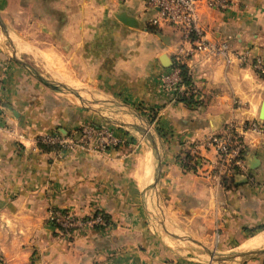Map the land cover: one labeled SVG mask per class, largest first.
Masks as SVG:
<instances>
[{"label":"crops","instance_id":"obj_1","mask_svg":"<svg viewBox=\"0 0 264 264\" xmlns=\"http://www.w3.org/2000/svg\"><path fill=\"white\" fill-rule=\"evenodd\" d=\"M145 2L0 0L4 264H264V240L246 246L264 233V137L244 128L264 127V73L256 69L264 65V0H236L224 12L200 3L207 38L229 51L183 59L196 90L191 105L161 80L190 44L172 25L152 31ZM41 79L97 99L98 108ZM100 99L142 110L156 154L148 138L132 133L135 114L132 124H115ZM87 123L110 128L119 142L104 150L46 143L76 137ZM228 125L240 133L243 164L219 171L212 149L191 148ZM193 156L198 167L182 163ZM50 209L107 221L62 237Z\"/></svg>","mask_w":264,"mask_h":264},{"label":"built area","instance_id":"obj_2","mask_svg":"<svg viewBox=\"0 0 264 264\" xmlns=\"http://www.w3.org/2000/svg\"><path fill=\"white\" fill-rule=\"evenodd\" d=\"M146 7L152 11L148 24L152 26H161L169 24L178 28L187 42L190 44L188 50H182L181 56L176 60L174 66L167 74L163 75L161 80L164 88L169 91L174 98H181L185 101L193 99L196 93L194 87L186 86L181 76L180 65L184 64L185 58L205 54L207 56H227L229 47L225 41H214L207 38L205 30L200 26L198 8L202 1L205 4L219 12H224L231 8L236 0H145ZM261 73H264V65H256ZM3 83L0 76V127L4 117V106L2 100ZM246 129H252L264 137V127L256 124L244 126ZM48 144L59 146L60 149H83L90 143L94 144L97 150H104L106 147L114 146L119 140L114 136L113 131L106 126H95L85 124L77 135L65 139L58 136L48 137ZM201 146V147H200ZM200 148H210L216 154L215 168L219 171L228 170L230 167H241L243 164L244 145L240 133L234 125L225 127L221 134L212 135L195 145ZM182 163L187 165L199 166V160L196 156L193 159L183 160ZM48 221L60 234L68 236L72 232L86 227H95L105 225V220L100 213H93L87 218L79 219L73 214L50 209L48 212Z\"/></svg>","mask_w":264,"mask_h":264},{"label":"water","instance_id":"obj_3","mask_svg":"<svg viewBox=\"0 0 264 264\" xmlns=\"http://www.w3.org/2000/svg\"><path fill=\"white\" fill-rule=\"evenodd\" d=\"M16 62H18L20 65H22L26 70L27 72H29L30 74H33L36 76V73L34 72V70L28 66L25 62L21 61V60H16ZM38 77V76H37ZM41 81L46 85L48 86L50 89L58 92L59 94H62L63 96H67V98H69L70 100H72L73 102H77L78 104H80L82 107H85V108H89L91 110H94L96 111V109L98 107L95 106V104L93 105L92 104V101L93 102H98L97 100H86V99H79L75 96H72L70 93H68L66 90H63L57 86H54L53 84L51 83H48L44 80L41 79ZM100 104L104 105L105 108H116L118 109L120 112H125L127 113L128 115H134L137 116L140 120L144 121L143 117L139 114H137L135 111H132L129 107H127L126 105L122 104V103H108L106 101H99ZM5 111V108L3 110V112ZM145 122V121H144ZM147 123V122H146ZM149 126V125H147ZM131 127L133 129H136L138 130L139 132L145 134V137L148 138L150 140V144H151V148L153 150V154H156V151H155V144H154V139H153V136L151 134L150 131H145V129H139L136 125L132 124Z\"/></svg>","mask_w":264,"mask_h":264},{"label":"rangeland","instance_id":"obj_4","mask_svg":"<svg viewBox=\"0 0 264 264\" xmlns=\"http://www.w3.org/2000/svg\"><path fill=\"white\" fill-rule=\"evenodd\" d=\"M174 99H176V98H174ZM88 100H90V99H88ZM97 100V99H96ZM100 100H106V102H108V103H110V104H112V103H117L114 99H100ZM108 100V101H107ZM113 110H114V112H107L108 114H106V116L108 117V118H110L112 121H114V123L115 124H121V125H125V124H129V123H131L132 124V121H130V117H128V114L127 113H125V112H120L118 109H116V108H113ZM139 110V109H138ZM138 113H142V117H143V119H145L144 118V112L142 111V110H139V111H137ZM127 116H126V115ZM92 118V117H91ZM92 119H94V120H98V119H96V118H92ZM133 123H135L134 125H136L139 129H145V131H150L151 133H152V130H151V128H150V126H147L148 124H145L143 121H141V120H135V121H133ZM88 124H90V123H88ZM92 125H95V126H98V125H96V124H93L92 123ZM101 126V125H100ZM82 128V127H81ZM81 128L79 129V131L81 130ZM136 129H134L133 130V128H132V133L133 134H135V136H136V138H137V140H139L140 139V135H139V133H137V132H139L138 130H136ZM141 136H143L144 138H146L145 137V134H143V133H141ZM193 149V150H192ZM191 152H192V154H196L197 153V148L195 147V146H193V148H191ZM0 264H4V262H3V260L1 259V257H0Z\"/></svg>","mask_w":264,"mask_h":264},{"label":"trees","instance_id":"obj_5","mask_svg":"<svg viewBox=\"0 0 264 264\" xmlns=\"http://www.w3.org/2000/svg\"><path fill=\"white\" fill-rule=\"evenodd\" d=\"M150 29L152 31H155L156 30V27L150 26ZM179 68L181 69V76H182L183 83L186 86H189L191 84V82H190V77L187 75V69L185 68L184 65H180ZM182 101H184V103L189 104V105H191V103H193L192 102V99H190L188 101H185V100L182 99ZM104 220L107 221V219H105V218H104Z\"/></svg>","mask_w":264,"mask_h":264},{"label":"bare ground","instance_id":"obj_6","mask_svg":"<svg viewBox=\"0 0 264 264\" xmlns=\"http://www.w3.org/2000/svg\"><path fill=\"white\" fill-rule=\"evenodd\" d=\"M264 240V233L258 235L256 238H254L253 240H251V242H249L248 244H246V246H250V247H254L256 248L257 246L260 245V243ZM263 244V243H262Z\"/></svg>","mask_w":264,"mask_h":264}]
</instances>
